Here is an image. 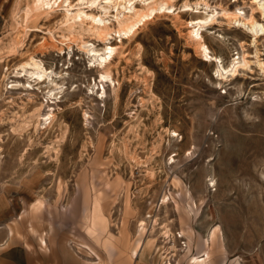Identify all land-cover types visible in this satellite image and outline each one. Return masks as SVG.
<instances>
[{"label":"rangeland","instance_id":"obj_1","mask_svg":"<svg viewBox=\"0 0 264 264\" xmlns=\"http://www.w3.org/2000/svg\"><path fill=\"white\" fill-rule=\"evenodd\" d=\"M34 1L0 0V264H264V0H158L130 38L151 0Z\"/></svg>","mask_w":264,"mask_h":264},{"label":"bare ground","instance_id":"obj_2","mask_svg":"<svg viewBox=\"0 0 264 264\" xmlns=\"http://www.w3.org/2000/svg\"><path fill=\"white\" fill-rule=\"evenodd\" d=\"M52 1L53 0H35L34 5H33V10H37L38 12L43 11L44 13H50V11L53 10ZM123 1H126V0H107L108 4L117 3L116 6H120V2H123ZM256 1L257 0H255V2ZM166 3L164 2L159 3L158 0H151L149 3L144 4V6L141 9H139L136 5L131 6V8L129 9L130 10L129 14H124L122 18H117V24L119 26L118 33L123 34L126 37L130 38V36L136 33L137 28L141 24H144L148 20V18H150L151 16H155L156 13L163 12V10L165 11L169 9L166 7L167 6ZM46 6L51 9L46 10L45 9ZM69 7L71 8L72 6L69 5ZM261 7H264V4H262ZM70 8L67 10L66 12L67 14L65 15L66 24H68L70 29L71 28L76 29V27H82L90 21V24L92 26L91 31H93V33H95L96 35L103 37L104 41L108 40V36L110 35V32H109L110 27L104 23V20L102 18L97 19V17L95 16H90L86 14L85 12H80V11L75 14L71 12L72 10H70ZM190 8H191L190 6L185 7L186 11H188ZM104 9L108 10L106 8ZM210 20H212V17L209 16V18L207 17V19L199 20V22L197 21L198 22L197 26H199V30H194L190 32V35L196 42H198V46H199L202 56L208 60L213 61V59L214 60L216 59L210 55V50L204 44L203 36H202V33L200 32L201 29ZM250 27H252L253 29L258 28L257 33H261L264 31L263 26H259L257 23H254V22L250 23ZM86 45L87 43H84L82 48H86ZM107 50H109L108 54L99 56L100 58L99 64L102 66V76L101 77L103 81L111 79V66L113 64L114 55L118 53L117 47H109ZM93 52H95V50H93ZM26 65L33 68L31 72L28 71V74L32 78L37 79V80L39 79L40 81H42L48 76L47 70L43 67V65L35 60L32 59L31 62ZM245 65H246L245 61H244V65L240 63H236L233 65V69L231 72L236 73L239 67L245 66ZM222 70L224 72H227L226 69H222ZM24 72H27L26 67H24ZM219 75L224 76V74L222 73ZM103 92L105 94V89ZM52 117H53L52 113L48 114V119L51 120ZM51 123L52 122H50V124ZM167 233L168 231L166 232L165 235H167ZM148 245L151 246L152 245L151 242Z\"/></svg>","mask_w":264,"mask_h":264},{"label":"crops","instance_id":"obj_3","mask_svg":"<svg viewBox=\"0 0 264 264\" xmlns=\"http://www.w3.org/2000/svg\"><path fill=\"white\" fill-rule=\"evenodd\" d=\"M87 225L91 226V224L89 222ZM145 244H147V243H144V246L142 247L141 254H140V261L144 264H147L149 262V257H150V254L152 252V245L146 246ZM138 264H141V263L138 262Z\"/></svg>","mask_w":264,"mask_h":264}]
</instances>
